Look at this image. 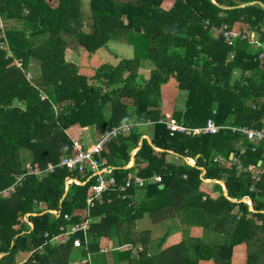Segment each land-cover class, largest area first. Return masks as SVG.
<instances>
[{"label": "trees", "instance_id": "obj_1", "mask_svg": "<svg viewBox=\"0 0 264 264\" xmlns=\"http://www.w3.org/2000/svg\"><path fill=\"white\" fill-rule=\"evenodd\" d=\"M162 1L0 0V21L20 25L0 26V43H6L10 51L0 44V188L13 182V175L25 172L22 150L32 153L31 166L41 173L26 174L15 192L0 194V264H11L18 251H33L24 264H68L74 236L64 232L80 220L78 211L85 207L92 180L65 187L67 175H79L63 168L48 173L45 168L75 152L65 130L93 126L98 134L140 120V125L110 139L101 152L115 166L117 184L133 168L146 179L153 173L161 175V182L145 184L144 199L171 197L169 207L188 208L197 213L200 226L227 233V245H203L196 248L197 257L204 248L216 264H230L238 243L244 245V264H264V171L254 181L249 172H240L231 164L228 156L237 135L229 131L170 134L159 122L163 117L160 86L174 77L178 89L187 91L185 111L172 114L177 121L191 127L203 125L207 117L216 123L230 118L233 123H259L264 104L254 111L247 101L264 94V78L256 80L260 71L264 75V59L258 58L263 49L251 48L248 32L230 42L222 32L256 30L264 41V6L259 4L264 0H174L169 9L161 6ZM213 29L220 31L216 37ZM116 42L129 44L132 56L118 55L116 63L105 60L90 76L78 73L77 66L64 58L68 45L96 53L102 48L109 51ZM231 52L233 58L228 59ZM34 65L40 74L28 80L25 73ZM236 68L249 76L241 73L234 79ZM147 119L151 142L141 140L134 165L127 168L130 150L138 145ZM169 151L181 158H195V165L167 161ZM215 153H221L228 164L213 161ZM262 153L261 148L249 152L242 163L257 167L259 160L264 162ZM115 194H105L104 204L91 210L92 217L103 215L101 227L112 219L118 224L133 220L140 206L144 210L142 203L132 207ZM108 196L110 203H106ZM176 198L180 201L174 204ZM49 209H56L57 215ZM27 213L31 229L24 221Z\"/></svg>", "mask_w": 264, "mask_h": 264}, {"label": "crops", "instance_id": "obj_2", "mask_svg": "<svg viewBox=\"0 0 264 264\" xmlns=\"http://www.w3.org/2000/svg\"><path fill=\"white\" fill-rule=\"evenodd\" d=\"M168 1H171V3ZM173 2L174 0H163L161 3V6L164 9H169L172 6ZM163 3H170V4L166 8L163 5ZM259 4L264 6V4L261 2H259ZM243 5L245 4L242 3L241 6ZM227 31L233 32V33L241 32L242 35L240 36L243 38L248 32L249 34L248 43L251 45V48L254 47V49H261V48L263 49V51H261L258 54V58L260 59V61H263L264 41H262L261 39L260 32L256 30H251V29L247 30L245 28H235V29L233 28L231 30L228 29ZM234 37L235 36H232L230 40H232V38ZM254 44L255 46H253ZM232 58H233V52L229 53L228 55V59H232ZM241 73L242 71L239 68H236L232 73V77L234 79H239L238 77L241 76ZM242 74H244L242 76H246V77L249 76V72L247 71H245ZM160 93H161V98H162L161 112L163 114V117L162 119L159 120V122H162L163 124H165L161 120H165L166 118H172L178 124L185 125L183 122H179L174 117H172V114L174 111H177V110L181 112L185 111L187 91L178 89L176 79L174 77H170L165 83L161 84ZM247 103L250 104V106L252 107L254 111L257 110L262 104H264V94L260 96L259 98L248 100ZM215 107L216 105L214 104L212 108L215 109ZM213 112H215V110H213ZM263 119L264 117H260L259 123H255L254 121H252L249 124L244 123V122H238V123L234 122L233 123L231 122L232 120L234 121L233 118L232 120L230 118V121H226L223 123H216L213 118L207 117L203 125L193 126V127L188 126V125H185V126L190 127V128H200V127H203L207 123L208 120H210L216 126H224V128H221L220 130H226V131H229L230 133L237 135V139L234 145V150L229 153L228 159L231 160V164L234 165L238 171L249 172L251 174L252 179L254 181H257L253 177L257 176L259 178L260 172L264 171V162L262 160H259L257 162V167H255L252 164L244 165L242 163V158L245 156V154L249 152L253 153L258 148L262 149L263 151L262 154L264 156V146L260 144L258 145L254 144V142L249 141L245 135L241 134L237 130H232L231 128L239 127V126L257 128L263 125ZM149 125L151 124L149 123L145 124L146 127H145L144 132L140 136L138 145L131 148L130 153H129V159L125 167L127 168L133 167L134 155L137 152L141 144V140L143 138L147 139L149 143L151 142L150 133H149L150 132ZM76 126L77 125L73 127H76ZM86 127H83V128H86ZM88 129H91V132H86ZM93 129H94L93 127H89L84 130V132L89 133L91 135V139L93 140L92 143L101 134V133L97 134L95 131L93 132ZM179 133H182V132H179ZM206 134H214V133H206ZM186 135H191V134H186ZM196 135H199V134H196ZM79 136L76 139L79 140L80 142H83L84 138L81 139L79 138ZM69 138L73 142L74 138L70 136ZM72 142H71V147H72ZM90 144H87L86 146ZM106 147L107 145L105 146V148ZM240 148L244 149L243 153L239 152ZM155 149L159 150L160 148L155 147ZM235 156L238 157L239 159V167H237L233 163V157ZM100 158H104L106 161V164L111 166L114 170L115 166L108 163L107 157L105 155L101 154ZM214 158H217V160H214ZM167 159H168L167 161H171L176 164H181L182 160H185V162L189 164L190 166L195 165V158H192V157L181 158L177 156L176 154H174L172 151H169V154L167 155ZM213 161H216L222 164H226V163L228 164L227 162L228 160H226V158L221 153H215V155L213 156ZM248 167L249 168L251 167V170ZM200 169H201V172L204 173L205 170L203 169V167H200ZM113 170H112L111 176L114 178L116 186H114L113 188H110L108 191L103 193L101 202L94 201V204L91 207H89L88 214H86V210H87L86 199H85V207L83 208V210L78 211L80 220L77 222H81L85 220L86 218H88L89 228L87 229L85 233L83 231H77L74 234L69 235V236H74V238H78L80 241V245L74 246L73 244L74 248L79 249V251L76 253V255L74 253L70 256L68 264H79L81 261L80 258L82 255H85L87 257L88 264H161V263L163 264H216V261L213 259V257H210L211 255L209 256L206 255L208 250H205L204 248H202L203 249L202 255L197 257L198 250H196V248H201L203 247V245H205L207 248H223L224 244L227 245L229 243L226 232L222 231V229L213 230L207 227L200 226L197 223V219L199 216L194 211L191 212L190 209L188 208L185 209L181 207L180 209H175V208L169 207L168 205H170L172 201L171 197L164 198V197L154 196L151 198L144 199L143 195H144L145 184L147 182H154L153 180H149V179L159 174L153 173L151 177L147 178L148 179L147 180L146 178L138 175L136 170H134L133 168L127 172V175L123 179V182L120 184H117L115 180V176L113 174ZM18 175L19 174H15L13 175V177L15 178ZM33 175H37V174L34 173ZM78 175H79V178L77 177L75 178L79 179V181L80 182L82 181L83 183L77 184V185H83L88 180H92V179L87 180V178L85 177V174H78ZM137 176L145 179L142 185L135 183V181L133 180ZM185 176L186 175L183 174V177ZM127 178H130L131 184L128 187H126L123 192L119 191V186L123 185ZM91 182L93 183V180ZM155 183H159V182H155ZM220 184L222 186L223 194H225L226 193L225 187L222 182ZM12 185H14V180L7 187H10ZM69 186H70L69 184L65 183V187H69ZM162 187H163V184H160L159 188H162ZM111 192H116L115 195L118 198L127 199L129 206L137 207L139 204L142 203L144 206V210L140 206L139 209L141 208L140 209L141 211L138 217H135L133 220L124 219L118 224L117 221L114 222V219H112L111 221H113L114 223L110 222L108 225H103L104 227H101L100 221L102 220L103 215L92 217L91 210L95 205L104 204L103 203L105 199L104 195L105 194L110 195ZM245 199L247 200V203L250 204L249 199L248 198H245ZM178 200L179 199L176 198L174 204H176V202L178 203ZM110 202H112V197L108 196L106 199V203H110ZM164 206H165L164 211L160 212V208ZM49 211L57 215V212L54 213L53 209H49ZM28 214L29 213L25 214L24 221L26 222L27 227L31 229L32 224L28 220V217H27ZM101 231H103V233ZM78 233L80 235H77ZM65 235H68V234L65 233ZM233 247L235 248V251L231 257L230 264H244L246 260L244 251L242 249L244 248V245L237 243ZM32 252L33 251H29V252L18 251L12 256L13 260L11 261V264H19L21 261H24L22 263L24 264L25 262H27L28 259H31ZM2 255L3 253H0V256ZM33 260L34 259H32V261ZM84 261L85 260H83L82 262Z\"/></svg>", "mask_w": 264, "mask_h": 264}, {"label": "built area", "instance_id": "obj_3", "mask_svg": "<svg viewBox=\"0 0 264 264\" xmlns=\"http://www.w3.org/2000/svg\"><path fill=\"white\" fill-rule=\"evenodd\" d=\"M222 34L228 42H230V38L232 36L242 35L241 32L233 33L227 31V29L224 30ZM17 65L19 66L18 63ZM41 94L43 93H40V95ZM161 121L165 123L166 127L170 130L171 134L172 132H182L184 134H191V135L216 133L221 128H224V126H216L210 120H208L207 123L200 128H190L185 125L178 124L172 118H166L165 120H161ZM146 123H151V122L147 120ZM138 124L129 121L122 125H117L111 127L110 129H106L99 135V137L92 144L88 146L83 145L82 142H80L79 140H73L72 147L75 150V152L70 155L69 154L62 155L55 164L48 163L45 168V172L51 173L54 171L55 168H63L70 174H85L87 180L92 179L93 183L91 185V194L86 198V204H87L86 214H88L89 207H91L94 204V201L101 202L103 193L108 191L110 188L116 186L114 178L111 176L113 168L106 164L104 158H100L102 150L105 148V146L107 145L110 139L115 138L120 134L128 132L132 127ZM231 129L237 130L241 134L245 135L246 138L249 141L254 142V144L257 145L260 144L264 146V119H263V125L257 128L239 126V127H232ZM239 152L243 153L244 149L240 148ZM214 160H217V158H214ZM233 163L237 167H239L238 157L236 156L233 157ZM249 169L251 170V167ZM34 173L38 174L40 173V171L35 170L31 166V164H28L25 172L14 178V185L4 189H0V194L3 196H8L11 192H14L16 185L22 184V178L26 174H34ZM253 178L255 180L259 179L257 176H254ZM133 180L135 181V183L139 185H142L145 181V179L140 178L138 176L135 177ZM149 180H153L154 182H160L161 176L155 175L153 176V178ZM65 183L71 185L72 183L81 184L83 182L82 181L80 182L79 179L75 177L67 176L65 178ZM130 184H131L130 178H127L124 184L119 186V191L123 192L124 189L128 187ZM53 212L58 213V211L55 209H53ZM64 218L68 219L69 217L68 215H64ZM88 222L89 220L88 218H86L81 222L69 224L65 233L68 235L74 234L77 231H83L85 233L89 228ZM60 230L64 231V229L61 227ZM46 235L47 233H45V236ZM55 238L56 235H53L51 237V239H55ZM73 244L74 246H79L80 245L79 239L74 238ZM23 262H20L19 264H22Z\"/></svg>", "mask_w": 264, "mask_h": 264}, {"label": "rangeland", "instance_id": "obj_4", "mask_svg": "<svg viewBox=\"0 0 264 264\" xmlns=\"http://www.w3.org/2000/svg\"><path fill=\"white\" fill-rule=\"evenodd\" d=\"M84 2L86 4L88 2V0H84ZM168 2L171 3V1H168ZM170 3H164L163 5L167 8ZM0 25H1V27L10 26V27L15 28L14 26H18L19 23L16 21L15 22L14 21H9V22H3V21L1 22L0 21ZM218 32H220L219 29H213V35L215 37L218 35ZM1 46L7 50L8 54L10 53L9 47L6 45V43L1 44ZM253 46H255V44ZM252 48L254 49V47H252ZM254 50L257 51L259 49H254ZM109 51L102 48L96 53H90V52L84 50L83 48L75 49L72 47V45H68V47H66L64 50V58L67 61L74 64V66H77L78 73H80L82 75L90 76L91 74H93L94 68H96L98 65L102 64L105 60H108L111 63H116L119 60L117 57L118 55L123 56V57H131L132 56V47L126 43H119V42L111 43L110 47H109ZM14 62H17V60H15ZM260 67H262L261 64H260ZM31 68H32V70L25 73L26 74L25 77L28 80H31L34 75L40 74V70H37V65L35 67L31 66ZM238 78H240V77H238ZM263 78H264L263 72L260 71L257 75L256 80L259 82V81H262ZM184 96H185V94H184ZM40 98L41 99L45 98V95L41 94ZM16 105H19L22 108L24 107V105L20 104V103H16ZM146 121H145V123H146ZM132 122H134V121H132ZM135 123L141 124L142 121L141 120L136 121ZM140 124H138V125H140ZM89 127H91V126H87L86 128H89ZM86 128H83V127L80 128L79 126H76V127H72V128L65 130V133H67L70 137L74 138V140H77L76 138L80 135L79 138H81V139L84 138L82 144L87 145V144L92 143L93 140L91 139V135L89 133H86V132H91V129H88L86 132H84V130ZM31 154L32 153L28 150H22L21 151V160L23 161V165H24L23 168H27L28 164H31ZM38 176H41V173H38ZM40 206L42 208H44L45 205L40 204ZM247 217L250 218V216H247ZM251 219L254 220L253 218H251ZM78 251H79V249L74 248L73 254L75 253V255H76V253ZM21 262H23V261H21Z\"/></svg>", "mask_w": 264, "mask_h": 264}, {"label": "water", "instance_id": "obj_5", "mask_svg": "<svg viewBox=\"0 0 264 264\" xmlns=\"http://www.w3.org/2000/svg\"><path fill=\"white\" fill-rule=\"evenodd\" d=\"M74 66V64H72ZM249 204V203H248ZM80 263L79 264H88L87 262V257L85 255H82L80 258ZM83 260H85L84 262H82Z\"/></svg>", "mask_w": 264, "mask_h": 264}]
</instances>
